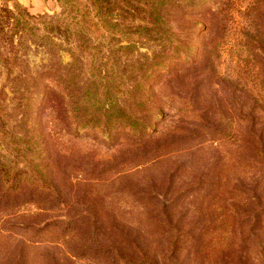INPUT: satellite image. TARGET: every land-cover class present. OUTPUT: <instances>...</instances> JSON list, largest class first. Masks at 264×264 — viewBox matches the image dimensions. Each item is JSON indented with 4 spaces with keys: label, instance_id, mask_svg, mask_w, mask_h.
<instances>
[{
    "label": "rangeland",
    "instance_id": "obj_1",
    "mask_svg": "<svg viewBox=\"0 0 264 264\" xmlns=\"http://www.w3.org/2000/svg\"><path fill=\"white\" fill-rule=\"evenodd\" d=\"M107 1L98 30L44 43L59 0H0V264H264V164L246 143L264 138V0L173 9L178 40ZM161 44L180 56L146 78ZM45 71L61 111L42 108Z\"/></svg>",
    "mask_w": 264,
    "mask_h": 264
},
{
    "label": "trees",
    "instance_id": "obj_2",
    "mask_svg": "<svg viewBox=\"0 0 264 264\" xmlns=\"http://www.w3.org/2000/svg\"><path fill=\"white\" fill-rule=\"evenodd\" d=\"M63 7V15L60 16H50V15H43L39 18H44L42 22H39L41 25H45V28L39 27V40H44L47 43L55 42L57 40L56 33H64L69 32L71 33L73 27H80L82 24V21L87 22L88 18L91 21V26L94 27L95 30H98L100 25L99 23L95 22V18L99 17L102 19V12L104 8V0H59ZM107 1V0H106ZM123 2L128 8V12L132 14L139 13V16L127 20L129 21V25H136L139 28H142L144 25H150L147 27L148 31H150V35H154L156 39L158 40H178V38L174 37L175 33L171 32V29L167 27V16L169 15V11L171 10H183L187 7L193 8L194 5H196L197 0H120ZM108 2V1H107ZM221 2L218 3L217 7H219ZM93 11L95 14L92 16ZM168 12V13H167ZM92 17V18H91ZM163 18H166V22H163ZM138 19V20H137ZM40 20V19H39ZM220 21V20H219ZM25 24L29 22V17H26ZM143 22L145 24L143 25ZM139 23V24H137ZM43 25V26H44ZM214 25V24H213ZM42 31V32H41ZM179 36V35H178ZM187 36V35H186ZM180 37V36H179ZM253 45L254 48H250L251 50L255 51V48L258 49L259 47H264V41L260 39L258 36H254ZM165 44H161V55H158L161 59H155L153 60L152 66H149L146 70L145 77L151 76L152 72H155L159 66L165 65V63H170L174 59L179 58V54H175L176 50L173 48H164ZM259 47H258V46ZM257 61V60H256ZM263 61V60H262ZM4 62V60H3ZM33 80H39V88L42 90H47L43 97V104L42 108L46 111L47 109L52 108L55 106L57 109L60 108L59 111L62 110L61 102H58V100L54 97V92H58L64 97L63 90L61 88L62 84V78L58 76L53 71H45L42 73H39V78H32ZM70 102L66 101L64 104V107L67 109V112L72 110V106H69ZM72 117V115H71ZM121 127H124L125 129L130 130L133 134L138 133L135 128H132L128 122H124V120H121L120 122H117ZM84 127L85 123L79 124L77 127ZM134 129V131L132 130ZM83 130V129H82ZM80 129H77L75 134L77 132L82 131ZM247 144L250 146H253V149L255 150V157L258 158L259 162L264 164V138L258 139V140H252L249 139L246 141ZM13 187L11 186L10 189ZM254 194V193H253ZM256 195H251L250 199L256 200ZM262 204H257V207H261ZM260 214V212L258 211ZM261 215V214H260ZM264 215V214H263ZM262 217V216H261ZM263 219V218H262ZM264 223V219L262 220ZM73 252H69L68 257ZM146 257L147 253L144 252ZM133 256V255H129ZM145 257V258H146ZM71 258V256H70ZM145 258H138L136 262H131L126 260V257H119L117 260L120 261L121 264H159V262H164L165 264L169 260H159L157 258H154V260H150L149 262ZM151 259V258H150ZM166 259V258H165Z\"/></svg>",
    "mask_w": 264,
    "mask_h": 264
}]
</instances>
